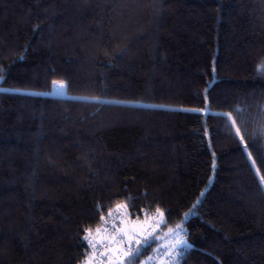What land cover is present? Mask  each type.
<instances>
[{
    "label": "trees",
    "instance_id": "trees-1",
    "mask_svg": "<svg viewBox=\"0 0 264 264\" xmlns=\"http://www.w3.org/2000/svg\"><path fill=\"white\" fill-rule=\"evenodd\" d=\"M4 142L0 264H82L119 204L178 264H264V0H0Z\"/></svg>",
    "mask_w": 264,
    "mask_h": 264
},
{
    "label": "rangeland",
    "instance_id": "rangeland-1",
    "mask_svg": "<svg viewBox=\"0 0 264 264\" xmlns=\"http://www.w3.org/2000/svg\"><path fill=\"white\" fill-rule=\"evenodd\" d=\"M60 81V80H57ZM64 82V81H63ZM65 84V82H64ZM51 95H57L54 91V85H52L49 91ZM57 96L70 97L72 96L65 89L63 94ZM28 154V150L15 143L4 142L0 143V175L4 174L7 168H17L20 166L22 158ZM4 196V192L0 190V202ZM120 207H116L115 210L111 211L105 217L103 224L99 227L101 232L96 233V230L92 232L90 239H92L95 247H91L92 251L86 259H90L91 264H128L127 258L132 256L133 252L138 248L140 244H144L147 240L148 242L155 240L157 246L154 251L144 257L139 264H150L151 262H158L159 259H166L168 252L173 250L177 236L176 233L179 232L186 241V237L182 231V227L177 229L176 227H171L166 230L161 228L164 221V216L160 213H155L153 215H148L143 219L136 218L132 219L127 211V206L125 204H119ZM106 229V231H105ZM139 241V243H137ZM101 243H107L108 248L113 252L117 253V244H121L123 247L124 255L119 257L116 253L112 258L105 259L104 261H99V254L97 253L98 245ZM128 243L135 245L133 250L127 247ZM186 246V245H185ZM185 246H180L181 250ZM162 264H173L171 260H165Z\"/></svg>",
    "mask_w": 264,
    "mask_h": 264
},
{
    "label": "built area",
    "instance_id": "built-area-1",
    "mask_svg": "<svg viewBox=\"0 0 264 264\" xmlns=\"http://www.w3.org/2000/svg\"><path fill=\"white\" fill-rule=\"evenodd\" d=\"M123 247L124 246H121V244H117V253H116L108 248L107 243H101L100 245H98V248H97V253L99 254V261H104L105 259L112 258L115 255V253L119 257H121L122 255H124ZM127 247L130 250H133L135 248V245L132 243H128ZM181 255H182V250H181V247L179 246V247L174 248L173 250H170L168 252V255L166 256V259L160 258L158 262H151L150 264H162V262L165 260H171L173 264H178L179 258Z\"/></svg>",
    "mask_w": 264,
    "mask_h": 264
},
{
    "label": "snow or ice",
    "instance_id": "snow-or-ice-1",
    "mask_svg": "<svg viewBox=\"0 0 264 264\" xmlns=\"http://www.w3.org/2000/svg\"><path fill=\"white\" fill-rule=\"evenodd\" d=\"M53 85H54L55 94H57V95L63 94V91L65 89V84L63 81H53ZM29 94H35V93H29ZM237 133H239V129H237ZM262 181H264V178H262ZM117 207H120V206L118 205ZM157 212L160 213L161 216L163 215V213H161L159 209H157ZM110 215H111V213H110ZM101 220L103 221V217L101 218ZM176 228L180 229L181 226L178 224V225H176ZM84 231H85L86 235L83 237V239L87 240L89 246L94 248L95 244H93L92 239H90L91 234H92V229L87 228ZM105 231H106V229H105ZM100 232H101V229H99V228L96 229L97 234H99ZM176 236H177V239H176L174 247L185 246L187 242L184 240L183 236H181L179 232L176 233ZM137 243H139V241H137ZM145 243H148V241L146 240ZM82 264H91V261H90V259H86L85 261H82Z\"/></svg>",
    "mask_w": 264,
    "mask_h": 264
}]
</instances>
